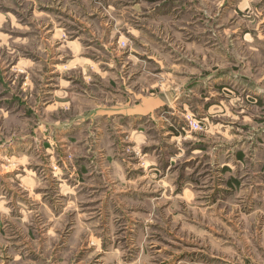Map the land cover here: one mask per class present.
Wrapping results in <instances>:
<instances>
[{"label":"rangeland","instance_id":"obj_1","mask_svg":"<svg viewBox=\"0 0 264 264\" xmlns=\"http://www.w3.org/2000/svg\"><path fill=\"white\" fill-rule=\"evenodd\" d=\"M102 257L264 264V0H0V264Z\"/></svg>","mask_w":264,"mask_h":264},{"label":"crops","instance_id":"obj_2","mask_svg":"<svg viewBox=\"0 0 264 264\" xmlns=\"http://www.w3.org/2000/svg\"><path fill=\"white\" fill-rule=\"evenodd\" d=\"M151 105L152 104L147 105L146 107H144L145 109H135V107H131V106H128V105H125V106H116V107H113V108L111 107V109L109 111H104L102 113V116L115 117V118H119V119H123V118H127V119H137L139 116H143V117L146 116L147 117V116L150 115ZM33 113L35 114L36 120H37V122L40 125V132L41 133L39 135H42V136H37L39 141H38V144L36 145V147L40 146L41 148H37V149H39L40 152L41 151L43 152V150H44L46 152V156L45 157H48L47 158V161L51 162L55 158V153L53 152V150H56L57 154L62 153L63 152L62 149L65 147L64 146V142L65 141L59 139L58 137L55 139L53 137L52 133L49 132V129H50V131H51L52 128H57L59 130H64L66 127L67 128H70L71 127L70 126L71 124L61 123V125H54L53 123H49V122H46L45 120H43L37 113H35V112H33ZM141 132H143V130H141ZM49 134H51L50 137H48ZM143 135L144 134L142 133V138H143ZM32 140L35 141V142L37 141L36 137H31V143H30V146H29L30 148H32L31 146H33V141ZM59 140H61V141H59ZM51 145L56 146L57 149L51 148L50 147ZM60 145H61V147H60ZM201 150H203V149H201ZM42 152H41V154H42ZM43 157L44 156L41 157V160H42ZM25 159H26V157H25ZM42 161H44V160H42ZM45 162H46V159H45ZM227 167H229V166L227 165ZM225 170L228 171V172L232 171V169L230 167H229V169L228 168H225L224 171ZM26 172H28V170H26ZM29 172L32 173V170L29 171ZM26 174H28V173H26ZM68 174L69 173H67V174H64V173H62V174H60V173H54L53 174V177H51V180H52V182H56V179H57V181H59L58 179H60V178L63 179L65 177H67ZM81 175H82V173L80 174V173L75 172V171L71 172V177L72 176H75L77 178H80ZM36 177L37 176L34 175V176H30V177H27L26 178V180H27L28 183H25V186L28 189L29 188L34 189V187H36L39 184V180ZM63 187L64 186H62L61 189ZM106 256L108 257V254ZM104 258H106V257H104ZM104 258L103 257L102 258H99L98 260H96L94 262L91 261V262H89V264H105V259ZM77 264H84V260L81 259Z\"/></svg>","mask_w":264,"mask_h":264},{"label":"built area","instance_id":"obj_3","mask_svg":"<svg viewBox=\"0 0 264 264\" xmlns=\"http://www.w3.org/2000/svg\"><path fill=\"white\" fill-rule=\"evenodd\" d=\"M192 125H193V126H194V125H195V126H199V124H197V123H195V122H194V123H192Z\"/></svg>","mask_w":264,"mask_h":264}]
</instances>
